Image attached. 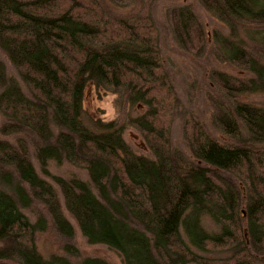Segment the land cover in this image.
Instances as JSON below:
<instances>
[{"label":"trees","instance_id":"16d2710c","mask_svg":"<svg viewBox=\"0 0 264 264\" xmlns=\"http://www.w3.org/2000/svg\"><path fill=\"white\" fill-rule=\"evenodd\" d=\"M198 1L216 27L208 35L190 5L176 7L167 16L175 42L197 53L213 45L217 63L239 71L208 70L219 92L206 124L190 112L183 119L185 151L170 138L181 105L148 12L117 15L100 0H0V51L25 86L0 60V133L31 134L45 173L49 162L86 171L52 178L87 242L121 264H264V102L238 99L264 91V0ZM89 88L140 111L120 123L84 117ZM127 126L150 156L126 142ZM26 145L0 138V264H110L39 253L45 220L22 208L38 200L64 237L73 226Z\"/></svg>","mask_w":264,"mask_h":264},{"label":"rangeland","instance_id":"374dc122","mask_svg":"<svg viewBox=\"0 0 264 264\" xmlns=\"http://www.w3.org/2000/svg\"><path fill=\"white\" fill-rule=\"evenodd\" d=\"M100 1L103 6L117 15H128L139 10H144L149 13L152 21L155 23L158 31V45L163 57V64L181 105V107L175 110L170 126V138L174 147L186 151V144L183 136L185 123L183 122V119L185 121L187 119V113L190 112L191 114L193 113L198 116V119L206 124V122L210 120V115L214 109L213 96L219 92L216 88H213V85L212 88L209 87L208 83H212V81L207 77L208 70L212 68L235 72H238L239 70L233 68L232 65H220L219 62L217 63V60L212 57L214 53L217 52L213 45H210V48L209 46H206L205 51H199L200 53L179 47L170 32L167 16L169 15L170 10L176 7L190 5L199 21L206 26L208 35L210 29L216 27L214 24L215 20L213 18L210 19L208 14L202 9L198 0ZM0 60L6 64L8 72L17 78L18 82L25 88L16 70L1 51ZM207 87L212 90H209ZM238 99L242 102L261 104L264 102V91L243 94L240 95ZM84 109V117H88L92 114L93 116L100 117L104 121L118 120L119 123L125 121L127 114L136 115L140 111L139 106L130 111L128 107L120 105L116 95L113 93L101 91V93L97 94L92 88H89L86 91ZM2 122L3 117L0 114V125ZM206 127H208V125H206ZM212 134L216 135V132L213 131ZM122 136L136 153L147 156L151 155L137 129L127 126L124 128ZM19 137L26 141L28 157L37 174L41 178L50 182L57 191L61 210L73 226L72 237H64L57 232L52 224L47 209L38 200H33L27 207L22 208L23 212L32 222H39L41 219L45 220V228L38 231L35 237L39 253L44 257H49L52 254L64 255L74 262H78L85 257H100L110 264H121L118 256L105 245L90 244L87 242L85 237L81 234L75 220L66 211L63 204L62 194L52 178L53 175H60L63 177L78 176L82 179H87L88 176L86 171L67 162L61 164L49 162L46 166L47 172H43L39 162L35 158L34 140L32 139L31 134L24 132L11 134L0 133L1 139H6L12 143H16ZM204 225L207 228H212V224L208 219L204 220ZM67 245H70L77 250L76 255L65 251Z\"/></svg>","mask_w":264,"mask_h":264}]
</instances>
